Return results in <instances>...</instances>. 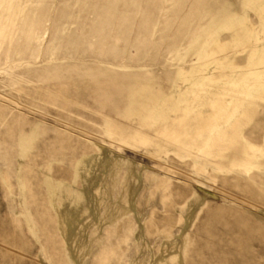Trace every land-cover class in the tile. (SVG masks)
<instances>
[{"label": "rangeland", "instance_id": "374dc122", "mask_svg": "<svg viewBox=\"0 0 264 264\" xmlns=\"http://www.w3.org/2000/svg\"><path fill=\"white\" fill-rule=\"evenodd\" d=\"M0 264H264V0H0Z\"/></svg>", "mask_w": 264, "mask_h": 264}]
</instances>
